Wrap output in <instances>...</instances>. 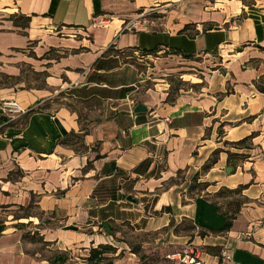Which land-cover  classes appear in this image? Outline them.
I'll return each mask as SVG.
<instances>
[{
	"label": "crops",
	"instance_id": "1",
	"mask_svg": "<svg viewBox=\"0 0 264 264\" xmlns=\"http://www.w3.org/2000/svg\"><path fill=\"white\" fill-rule=\"evenodd\" d=\"M254 1L0 0V73L19 76L15 85L0 76V100L26 110L10 117L0 107V208L33 205L38 214L14 221L30 220L72 264H101L84 259L101 244L115 248L104 254L112 264H135L121 230L106 225L157 233L166 246L185 237L166 229L183 219L205 233L193 232L194 243L230 257L206 253L204 264H264V0ZM154 12L161 28L124 29L122 17ZM17 15L30 17L27 27L13 25ZM101 15L108 25L93 24ZM127 49L188 60L216 54L223 71L202 73L170 103L165 88L148 89L146 109L136 112L140 73ZM23 66L44 71L43 85L18 84L26 82ZM252 132L249 148L224 145ZM215 149L217 161L200 171ZM226 151L248 155L229 174ZM196 172L208 195L190 198ZM238 185L243 203L232 226L212 233L225 219L212 195ZM18 228L0 230V264H54L56 257L30 252Z\"/></svg>",
	"mask_w": 264,
	"mask_h": 264
},
{
	"label": "rangeland",
	"instance_id": "2",
	"mask_svg": "<svg viewBox=\"0 0 264 264\" xmlns=\"http://www.w3.org/2000/svg\"><path fill=\"white\" fill-rule=\"evenodd\" d=\"M222 2L226 0H220ZM242 2L246 5H253L256 4L254 0H242ZM141 14V13H138ZM137 14V15H138ZM105 17H108L105 15ZM137 16H124L122 18H125L126 21L128 19L134 18V20H138L142 22V19H146L148 21L147 29H151V31L156 30L158 28H161L160 20L157 18L160 17L159 13L154 12L151 15L145 14L144 16H138L137 19H135ZM160 19V18H159ZM124 20V21H125ZM109 22H107L106 25H108ZM150 23H153V25H149ZM142 25H144L142 23ZM102 27V26H100ZM124 56L128 57L127 60L134 64V66L138 69V72L140 73V82L137 84V90L132 96L133 103L137 105H145V100L147 95H149V92L146 91L148 89H155L159 90L162 88H165L167 91V95L169 99L176 98L177 94L180 92L181 89H185L187 87H193V81H195L199 77H203L205 74H207L210 70L217 68L220 72L223 71L220 66H218L217 63L221 62V58L216 54H210L208 56L199 55L193 57V59L188 60L184 59L182 57H175V56H169L165 52H159L154 54H142V52H136L134 53L132 50H124L123 51ZM52 56L59 55V53L52 51ZM23 76L22 78L26 80L25 83H18L23 86H42L43 84V76L38 75L35 72H32L31 69L28 66H23ZM204 73V75L202 74ZM14 80L9 79L7 80V83H12L15 85ZM168 103H170L168 101ZM220 136V133H218ZM224 145H229L227 142L224 141ZM218 150V149H215ZM221 149H219L220 151ZM215 157V156H213ZM218 158V155H217ZM210 159L211 156H210ZM208 161V160H207ZM206 161V162H207ZM205 162V163H206ZM241 159L237 156H232L228 162V166H234L233 168H236V164L240 163ZM204 163V164H205ZM203 164V165H204ZM202 165V166H203ZM201 166V168H202ZM213 166V165H212ZM204 172L202 169L200 170ZM198 173V172H197ZM194 175V174H193ZM199 176V175H198ZM185 175L181 172L177 173V179L182 180L184 179ZM200 178V177H198ZM198 181V179H197ZM201 182V181H200ZM208 183V181H205ZM190 184L195 185L193 189H187L188 197L193 198L196 195H206L208 194L206 192V188H202L198 186L196 181L193 180V178L190 179ZM189 184V185H190ZM240 199V197L237 194L233 193H225L222 196L216 198L217 201L220 202L222 207H226V203L229 201H236ZM27 212L32 214H38V211L35 209H30ZM26 214V211L19 208H0V225H2L3 228H10L11 226H17L18 229H22V235H24V239L31 243L29 246L30 252H36L39 254V256H42L47 259H53L58 256L57 252L52 249V247L49 244H46L42 242L41 236L38 234V231L34 230V226L31 224L32 222L30 220L26 221H14L17 220L20 216H24ZM26 218L27 217H20ZM13 221V222H12ZM173 224L170 227H167L166 229H174L177 228L178 232H176L178 235L185 236L183 239L179 240V243L177 244H167L164 246V243L162 242L166 241L163 238H160L157 233H147V232H135L131 231V229L127 226L120 227L121 230V236L123 239L127 240L131 244L141 243L142 248L139 251V253L136 255L137 260L135 264H176V259L169 258L171 255H175L177 253H182L183 250L187 249L191 245H196L200 250H202V253H207V247L208 245L205 244H197L196 242H193L194 233L196 232V235L203 237V235L200 234L202 232L201 230L193 228V230H186V228L192 224L191 221L187 219H183L182 221L176 223L175 221L171 220ZM18 222H24V226L20 227L18 226ZM14 223V224H12ZM183 229V230H182ZM10 231V230H9ZM8 231V232H9ZM174 232V230H173ZM30 237H33V241H31ZM174 239V238H173ZM176 240V239H174ZM192 243V244H191ZM60 255V254H59ZM140 255V256H139ZM206 255H202V258L205 260ZM63 259L52 260V263L55 262L58 264H72V261L69 260V258L72 259L71 256H68L66 254H63ZM220 257L222 258V255L220 253Z\"/></svg>",
	"mask_w": 264,
	"mask_h": 264
},
{
	"label": "trees",
	"instance_id": "3",
	"mask_svg": "<svg viewBox=\"0 0 264 264\" xmlns=\"http://www.w3.org/2000/svg\"><path fill=\"white\" fill-rule=\"evenodd\" d=\"M12 23L14 26H18L20 28H25L28 26V22L30 20L29 16H25V15H17V16H10ZM264 50V48H262ZM142 54H153L156 53L155 49H144L141 50ZM175 52L180 53L182 55V57L184 58H191L192 54H184L183 52H181L179 49H175ZM39 75H45L46 73L44 71L37 73ZM0 76L5 80L8 78L11 79H19V76H11V75H6L3 73H0ZM4 84L3 81L0 80V85ZM258 90L261 92H264V88L259 87L258 86ZM166 102H172V99H169V97L167 96L165 99ZM73 134V133H72ZM256 132H252L251 134L243 137L242 139L232 142V143H228L230 144V146L235 147V148H249L250 145V141L252 140V138L256 135ZM76 137H78L77 135H74ZM227 152V160L229 162L230 158L232 156H237L241 159V161L245 160L248 155L245 153H236V152H230V151H226ZM219 153V149L218 150H214L211 154V158L212 159H208V161L202 166V170L206 171L208 170L216 161H217V155ZM215 156V157H213ZM234 167V166H233ZM181 171H178V173ZM199 173H195L192 178L194 181L197 182V184H199L198 186L202 187V188H206L208 187L209 183L205 182V181H197ZM195 185L190 184L188 189H193ZM245 188V185H238L235 188H227V187H220L211 197V200L213 202V204L216 206V208L218 209V211H220L225 219H224V224L220 229L217 230H210L212 233H217V232H225L227 230H229V228L232 226V221L234 220V218L236 217V214L238 213L240 206L243 203V199H242V190ZM225 193H233V194H237L240 199L236 200V201H228L226 203V207H222V205L220 204L219 201L216 200V198L222 196ZM208 195V194H206ZM33 207V205H28L27 207H19V209H23L26 211V214L24 216H20V217H29L30 213L27 212L28 210H30ZM162 210H169V207H163ZM19 217V218H20ZM190 221V220H189ZM173 224L172 221H170L169 226H171ZM123 227V226H127L131 229V226L128 225L127 223H122L120 225H116V227L114 226H108L106 225V230L110 231L112 234H114V231L116 230V228ZM195 227V225L192 223L191 225H189L186 230H193V228ZM2 225H0V230L2 229ZM120 230V229H119ZM174 232H178L177 228L173 229ZM183 230V229H182ZM201 235L205 234L203 231L200 232ZM22 237L24 238V235H22ZM31 241H33V237H30ZM42 242L46 243L45 241L42 240V237L40 239ZM48 244V243H46ZM129 244V248L130 251L132 253H135L136 255L139 253V251L142 248V244L141 243H136V244H131L130 242H128ZM115 248L111 245L108 244H101L98 245L94 248H91L89 250V254L87 257H85V261L88 263H101V264H112V257L106 256L104 255L105 253H111L114 252ZM207 253L216 255L220 258V253H221V249L220 247H216V246H209L207 247ZM140 256V255H139ZM57 260L59 259H63V257L60 255L59 257H56Z\"/></svg>",
	"mask_w": 264,
	"mask_h": 264
},
{
	"label": "built area",
	"instance_id": "4",
	"mask_svg": "<svg viewBox=\"0 0 264 264\" xmlns=\"http://www.w3.org/2000/svg\"><path fill=\"white\" fill-rule=\"evenodd\" d=\"M138 16H144L143 13L138 14L135 19L138 18ZM109 20V17H105V15H101V17L98 20H95L93 22L94 25L98 26H106L107 22ZM142 23L144 25H142ZM148 21L146 19H142V22L138 20H134V18L129 19L128 21L123 20V27L127 30H137V31H151V29H147ZM149 25H153V23H150ZM136 53V52H135ZM0 107L5 112V115H8L10 117H16L22 113H25L26 110L19 106V104L15 100H0ZM192 244V243H191ZM202 255H206L205 253H202V250H200L196 245H191L187 249L183 250L182 253H177L175 255L169 256V258L176 259V264H204V259L202 258ZM221 255L225 259H229V255L223 250L221 251Z\"/></svg>",
	"mask_w": 264,
	"mask_h": 264
},
{
	"label": "water",
	"instance_id": "5",
	"mask_svg": "<svg viewBox=\"0 0 264 264\" xmlns=\"http://www.w3.org/2000/svg\"><path fill=\"white\" fill-rule=\"evenodd\" d=\"M145 109H146L145 106H143V105H137L136 108H135V111H136V112H140V111H144ZM55 122H56V125H57L59 131H60L62 134H64L65 131H64V129L62 128V126L60 125V123H59L57 120H55ZM231 170H232V167H231V166H227V167L225 168V171H226V173H228V174L231 172ZM128 198H129L130 200H132L130 197H128Z\"/></svg>",
	"mask_w": 264,
	"mask_h": 264
}]
</instances>
